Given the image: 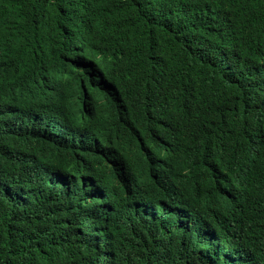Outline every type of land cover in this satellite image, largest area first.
<instances>
[{
    "label": "trees",
    "instance_id": "obj_1",
    "mask_svg": "<svg viewBox=\"0 0 264 264\" xmlns=\"http://www.w3.org/2000/svg\"><path fill=\"white\" fill-rule=\"evenodd\" d=\"M84 59L115 83L116 99L89 97L109 128L158 106L149 129L180 112L208 135L226 133L223 153L250 159L248 193L264 204V0H0V264H264V233L245 223L207 213L216 242L200 255L207 234L196 218L181 228L173 207L164 219L131 214L139 176L113 165L107 127L94 154L106 159L98 204L50 181L79 161L50 138L46 100L69 105L98 91ZM19 74L33 86L26 98ZM236 250L237 261L224 255Z\"/></svg>",
    "mask_w": 264,
    "mask_h": 264
},
{
    "label": "clouds",
    "instance_id": "obj_2",
    "mask_svg": "<svg viewBox=\"0 0 264 264\" xmlns=\"http://www.w3.org/2000/svg\"><path fill=\"white\" fill-rule=\"evenodd\" d=\"M82 63L92 71L86 73V77L100 85L98 91L83 93L79 103L72 101L69 105L46 100L50 105L42 122L49 128L50 138L61 140V145L70 148L72 155L67 161H79L52 172L51 182L57 183L62 191L75 193L88 204H98L96 200L102 197L101 170L105 169L106 159H97L94 154L100 148L98 136L107 127L112 152L118 156L113 165L124 172L132 168L139 176V181L133 185V193L142 192L143 196L130 202L131 214L147 212L164 219L166 208L173 207L175 224L181 228L189 218H196L207 234L198 251L200 255L207 248L213 250L216 242L209 232H213L214 225L206 217L207 213L220 223L236 228L245 223L247 228L264 233V204L248 193L254 172L250 159L243 153H223L224 145L231 140L230 135L223 132L208 135L180 112H170L168 126L162 131L149 129L147 114L158 110V106L142 107L127 125L109 128L106 109L94 99L97 94L89 97L104 92L116 99L115 83L87 59ZM13 80L19 85L21 96L33 87L20 74ZM9 124L15 127L16 122L10 119ZM131 149L135 153L134 162L126 160V153ZM194 237H198L196 231ZM224 255L237 261L238 250L232 254L226 251Z\"/></svg>",
    "mask_w": 264,
    "mask_h": 264
}]
</instances>
